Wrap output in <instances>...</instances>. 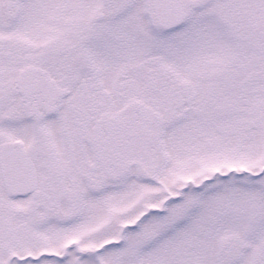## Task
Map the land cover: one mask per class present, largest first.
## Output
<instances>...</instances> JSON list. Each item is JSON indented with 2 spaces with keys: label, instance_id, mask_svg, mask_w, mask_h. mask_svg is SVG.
I'll list each match as a JSON object with an SVG mask.
<instances>
[{
  "label": "snow or ice",
  "instance_id": "snow-or-ice-1",
  "mask_svg": "<svg viewBox=\"0 0 264 264\" xmlns=\"http://www.w3.org/2000/svg\"><path fill=\"white\" fill-rule=\"evenodd\" d=\"M0 264H264V0H0Z\"/></svg>",
  "mask_w": 264,
  "mask_h": 264
}]
</instances>
